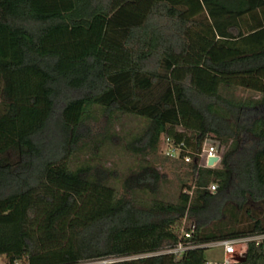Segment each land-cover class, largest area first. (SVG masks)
<instances>
[{
    "label": "trees",
    "instance_id": "16d2710c",
    "mask_svg": "<svg viewBox=\"0 0 264 264\" xmlns=\"http://www.w3.org/2000/svg\"><path fill=\"white\" fill-rule=\"evenodd\" d=\"M119 114L146 120L136 154L169 137L194 158L209 139L221 162L174 158L176 201L159 197L154 165L123 191L116 170L71 166L94 123ZM185 217L197 244L264 233V0H0L5 264H202L204 246L141 256L176 245ZM243 264H264V241Z\"/></svg>",
    "mask_w": 264,
    "mask_h": 264
},
{
    "label": "rangeland",
    "instance_id": "374dc122",
    "mask_svg": "<svg viewBox=\"0 0 264 264\" xmlns=\"http://www.w3.org/2000/svg\"><path fill=\"white\" fill-rule=\"evenodd\" d=\"M238 97H247L250 92L235 90ZM99 116V115H98ZM95 135L91 140H87L81 149L76 152L71 159V166L76 167L81 164L91 163L103 165L111 170H116V178L110 179L119 191H123V179L129 173L136 171L141 165L151 164L156 166L165 174V179L161 183L159 197L167 201H176L180 189L178 178V162L167 159L162 147L155 154L147 157L136 154L127 148L128 142L139 135L146 126V120L132 115L119 114L111 120L100 117L95 123ZM109 136H105V134ZM145 202L151 199L147 192H140ZM209 258H220L222 251L219 247H209L206 251ZM6 256L0 254V264L6 263ZM104 261H87L80 264H99Z\"/></svg>",
    "mask_w": 264,
    "mask_h": 264
},
{
    "label": "built area",
    "instance_id": "2783aa9c",
    "mask_svg": "<svg viewBox=\"0 0 264 264\" xmlns=\"http://www.w3.org/2000/svg\"><path fill=\"white\" fill-rule=\"evenodd\" d=\"M161 147L165 156L174 158H182L186 162H190L194 159L199 167H216L220 164L222 154L225 150V146L215 140L207 139L201 150L194 153V158L190 154V150L185 148L184 142L175 143L171 138L165 137L161 143ZM212 157H218V160L214 164L210 165L209 161ZM217 188L216 183H211L209 189L215 191ZM196 225L192 220L185 217L182 220L180 227V240L171 247H166L160 252L146 253L141 256H149L159 253L173 254L177 259H181L185 252L197 247H219L222 251L220 258H209L202 264H243L247 257V252L250 242H255L259 245L264 241V233L254 234L238 238H226L206 244H197L191 239L194 236ZM15 264H29L27 260H19Z\"/></svg>",
    "mask_w": 264,
    "mask_h": 264
},
{
    "label": "water",
    "instance_id": "95a60500",
    "mask_svg": "<svg viewBox=\"0 0 264 264\" xmlns=\"http://www.w3.org/2000/svg\"><path fill=\"white\" fill-rule=\"evenodd\" d=\"M218 160V157H212L209 161V164L212 165L214 164V162H216Z\"/></svg>",
    "mask_w": 264,
    "mask_h": 264
}]
</instances>
